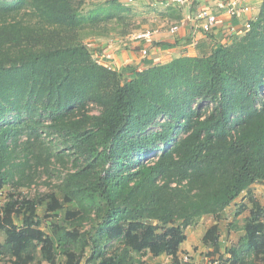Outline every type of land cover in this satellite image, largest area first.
<instances>
[{
  "label": "trees",
  "instance_id": "16d2710c",
  "mask_svg": "<svg viewBox=\"0 0 264 264\" xmlns=\"http://www.w3.org/2000/svg\"><path fill=\"white\" fill-rule=\"evenodd\" d=\"M104 2L0 0V190L11 187L2 264L59 254L62 264H142L145 253L181 264L186 227L241 194L243 234L222 264H263L264 204L251 186L264 182V0L244 33L208 53L120 70L83 38L127 19L124 4ZM45 173L58 175L51 191H19ZM202 243L206 258L222 257L217 223Z\"/></svg>",
  "mask_w": 264,
  "mask_h": 264
},
{
  "label": "crops",
  "instance_id": "0c3cea01",
  "mask_svg": "<svg viewBox=\"0 0 264 264\" xmlns=\"http://www.w3.org/2000/svg\"><path fill=\"white\" fill-rule=\"evenodd\" d=\"M261 1L241 0V6L244 5L247 9L233 16L227 12V0H192V10L180 6L179 18L170 16V8L162 5L152 19L156 27L152 29L154 36L150 42L127 38V35H114L88 40V47L96 60L115 70L127 65L142 69L179 55L194 56L208 53L212 48L228 43L233 36L244 33L245 23L255 19ZM200 8H206L217 15L218 20L209 32L198 27L195 11ZM173 26H177L174 31L171 30ZM144 47L147 48L146 55H142ZM251 190L259 202L264 204V182L253 184ZM236 202H243L246 207L238 215H235L234 208L228 214L233 203ZM249 208L250 203L244 194H241L238 200H234L218 217L203 215L196 224L186 227V239L180 245L179 257L184 252H189L193 264H211L205 257L208 248L202 243V236L205 230L215 223L218 225L220 253L229 257L228 249L243 234L242 223L248 215ZM152 259L148 261L149 264H172L171 257L166 254L152 256Z\"/></svg>",
  "mask_w": 264,
  "mask_h": 264
},
{
  "label": "rangeland",
  "instance_id": "374dc122",
  "mask_svg": "<svg viewBox=\"0 0 264 264\" xmlns=\"http://www.w3.org/2000/svg\"><path fill=\"white\" fill-rule=\"evenodd\" d=\"M108 1L109 0H85L84 7H85V9L90 8V7H93L95 5L101 4L103 2L106 3ZM118 1L121 2L122 4H124L126 6V8L128 9V11H127L128 17L122 23L116 24L113 21H109L108 23H106L105 25H107V27H108V33H107L108 36L120 35L121 34L120 32L122 30H124L125 33H124V35H121V36L127 35V38H132L133 37L132 35L139 30H146V29L152 30L153 28L156 27L153 25V22H152V19L154 18L153 16H155L156 13L158 12V10H160V8L162 7V5H164L163 3H161L162 0H118ZM164 6H167V5H164ZM158 14H161V13H158ZM165 26L166 25H164V27ZM98 37L103 38L100 36L83 37V38H84V42L86 43V45H88V40L99 39ZM106 38H108V37H106ZM94 59L96 60V57H94ZM97 62L101 63L98 60H97ZM93 112H97V109L96 108L93 109ZM47 174L48 173H45L42 176H38L37 178H35L34 183H32L30 186H22L19 189V191H21L22 194L24 196H27V197H34L36 195H40V194L46 193L48 191H51L54 188V186L57 184V182L59 181V178H58V175H56L57 173L56 174L51 173L49 175H47ZM10 189H11V187L9 185H6L0 190V206L8 198V193H9ZM238 198L236 200H238ZM238 204H239L238 202L233 203V205L231 207L232 209H230V211H228V214L233 210V208L237 209ZM70 205H72V204H69L67 206H70ZM227 207H225V209ZM36 210H37V214L42 217L43 214L46 212L45 211V203L38 205ZM61 212H63V210H61L60 213ZM14 222L17 224L21 223L20 219H15ZM47 224H48V222L45 219V220H43L40 227L43 228L46 232H49V227ZM3 237H4V235L0 231V240H2ZM87 250L88 249H86L85 252H87ZM184 253H188V252H184ZM8 257H9L8 255H5V256L0 255V264H2V262H4V261H8V259H9ZM140 259L144 260L143 261L144 263H142V264H149V262L153 260L152 255H150L149 253H145L144 255H142L140 257ZM224 259H225V256L223 254H222L221 258H218L217 254L211 255L207 258V260L209 262H211V264L212 263L219 264V262H220V264H222ZM63 261H64V256L59 254L56 258L55 264H62ZM191 261L193 264L194 263L193 259ZM29 264H48V263L42 259H38V260L33 261ZM81 264H86L84 258H82Z\"/></svg>",
  "mask_w": 264,
  "mask_h": 264
},
{
  "label": "built area",
  "instance_id": "2783aa9c",
  "mask_svg": "<svg viewBox=\"0 0 264 264\" xmlns=\"http://www.w3.org/2000/svg\"><path fill=\"white\" fill-rule=\"evenodd\" d=\"M161 3H163L164 5L178 4L180 6H186L188 10L193 9L192 0H162ZM226 6H227V12L230 16L236 15L239 12L247 9L246 6L244 5L241 6V0H227ZM195 19L198 20V27L206 32L211 31V29L218 20L217 15L206 8L196 9ZM244 27L247 30L250 27V22H246ZM176 28L177 26H173L171 30L174 31ZM230 29L232 30L233 28ZM132 36H133L132 38L136 40L150 42L154 36V31L149 29L139 30L135 32ZM146 54H147V48L144 47L142 48V55H146ZM191 260H192V255L189 252L183 253L180 257L181 264H192Z\"/></svg>",
  "mask_w": 264,
  "mask_h": 264
}]
</instances>
